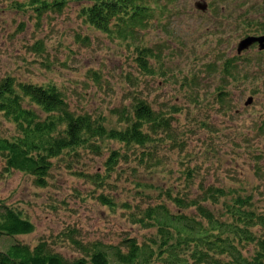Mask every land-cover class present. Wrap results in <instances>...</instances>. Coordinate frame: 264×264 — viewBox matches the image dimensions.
<instances>
[{
    "label": "rangeland",
    "instance_id": "1",
    "mask_svg": "<svg viewBox=\"0 0 264 264\" xmlns=\"http://www.w3.org/2000/svg\"><path fill=\"white\" fill-rule=\"evenodd\" d=\"M28 1L0 0V80L54 85L74 113L102 116L107 128L123 127L118 111L144 99L169 114L170 128L153 135L160 158L154 170L151 156L142 159L144 147L108 138L97 140L100 153L81 148L75 156L55 158L40 187L30 174L5 171L0 157V204L35 224L31 233L0 235V249L44 239L72 259L82 254L70 236L83 243L117 245L128 236L151 243L156 227L133 223L130 212L167 199L153 185L190 186L191 195L200 183L223 187L225 195L207 203L221 221H231L226 205L238 195L250 197L247 208L264 212V50L254 42L238 51L247 35L264 34V0H144L155 8L152 16L125 37L85 23L79 12L86 0L41 16L16 5ZM138 45L150 49L148 69L139 67ZM0 128L4 136L15 131L6 119ZM113 149L126 154L108 172L104 162ZM188 169L191 184L184 176ZM101 193L114 200L113 208L99 201ZM250 231L255 239L264 236L259 224ZM234 242L246 259L258 249L254 241ZM153 246L150 261L163 263ZM218 258L230 259L227 253Z\"/></svg>",
    "mask_w": 264,
    "mask_h": 264
},
{
    "label": "trees",
    "instance_id": "2",
    "mask_svg": "<svg viewBox=\"0 0 264 264\" xmlns=\"http://www.w3.org/2000/svg\"><path fill=\"white\" fill-rule=\"evenodd\" d=\"M69 1L29 0L15 4L17 7L26 5L41 16L45 12H61ZM80 7L79 14L85 23L106 33L115 31L122 37L134 35L155 9L144 0H86ZM135 48L139 67L148 69L146 57L151 55L150 49L139 45ZM228 63H225L224 72L230 67ZM118 113L119 121L125 125L107 128L102 116L74 113L64 94L54 85L16 82L11 76L4 77L0 80V127L6 119L15 128L9 136H4L0 128V157L5 161L4 170L30 174L37 186H45L55 158L63 154L75 156L81 148L100 153L97 140L106 138L123 145L144 147L142 159L151 156L149 163L154 170L160 158L156 154L157 140L153 135L158 130L170 128L169 114L153 110L140 98ZM125 154L113 149L104 162L106 171L113 170ZM192 175L191 169L184 173L189 184L193 183ZM96 178L102 179L98 174ZM153 186L167 199H159L154 205L137 207L136 212H130L133 223L144 228L156 227L158 237L151 243H137L130 236L117 245L99 241L83 243L70 236L71 243L82 254L71 259L51 249L44 239L33 246L15 241L6 250L0 249V264H153L150 258L155 244L163 261L161 264H264V236L255 239L250 231V226L256 224L264 227V212L247 208L251 205L249 196L233 198L226 205L231 221H221L213 216L207 203H217L225 195L223 187L200 183L199 192L191 195L190 186L189 191L174 190L170 185L166 188ZM98 199L103 205L115 206L107 194L101 193ZM129 205L124 204L125 207ZM34 229L35 224L27 216L9 205L0 204V235L16 236L31 233ZM237 237L241 242H256L258 249L252 259L242 257L234 242ZM225 253L230 259L218 258V254Z\"/></svg>",
    "mask_w": 264,
    "mask_h": 264
},
{
    "label": "water",
    "instance_id": "3",
    "mask_svg": "<svg viewBox=\"0 0 264 264\" xmlns=\"http://www.w3.org/2000/svg\"><path fill=\"white\" fill-rule=\"evenodd\" d=\"M197 5L203 10L206 6V4H200L197 3ZM257 42L259 43V49H264V34L263 35H258V36H253V35H247L245 38L241 39L239 41V47L238 51H240L243 48H247L248 45ZM252 101V96L249 97L247 100V103H250Z\"/></svg>",
    "mask_w": 264,
    "mask_h": 264
}]
</instances>
